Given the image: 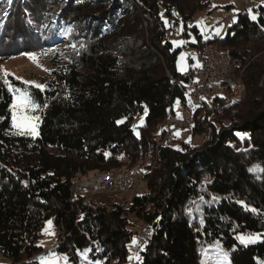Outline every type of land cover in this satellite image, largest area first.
<instances>
[{"label": "trees", "instance_id": "16d2710c", "mask_svg": "<svg viewBox=\"0 0 264 264\" xmlns=\"http://www.w3.org/2000/svg\"><path fill=\"white\" fill-rule=\"evenodd\" d=\"M210 1L0 0V63L63 45L50 76L39 79L43 90L7 78L39 105L36 138L11 126L13 97L0 77L1 257L38 264L51 220L60 233L55 255L75 264L90 249L89 261L126 263L132 228L142 221L151 234L130 264H197L213 243L230 264H264V7L242 11L212 40L192 27V46L202 52L210 44L240 64L234 76L243 99L223 95L194 109L192 123L177 131L188 127L198 146L177 140V131L159 142L163 120L187 104L193 76L178 72L167 30L188 28ZM137 115L143 124L133 127ZM139 162L146 187L126 207L71 194L81 175ZM248 234L262 239L237 241Z\"/></svg>", "mask_w": 264, "mask_h": 264}, {"label": "rangeland", "instance_id": "374dc122", "mask_svg": "<svg viewBox=\"0 0 264 264\" xmlns=\"http://www.w3.org/2000/svg\"><path fill=\"white\" fill-rule=\"evenodd\" d=\"M243 0H211L208 7L205 10H200L196 13L195 17L189 21L188 28L183 27L182 24H179L175 26L172 29L167 30L166 33V39L172 42V45L174 48L178 49V55L176 60V68L178 72L184 73L188 71L189 69H193L199 62V54L201 53V49H196L194 46H192L193 43L197 41L196 32L192 29L193 26H195L203 41L206 40H212L213 38H216L223 34V30L225 28V24L227 22V18L225 17V13L227 11V6H229V10L233 14V19H236V16L241 13L242 11L246 10L248 14L253 15V6L248 5L247 7H244L242 4ZM252 10L251 12L249 10ZM231 22L229 21L228 24ZM62 44L59 46H56L54 51L50 50L51 48H45V49H39V51L35 52H29V53H21L18 55H13L6 57L2 60L0 63V77L4 81L8 78V76H12L16 79H19L21 81H31L34 82V84H38L39 79L41 77H49L50 71L52 70V64L50 62L51 57L56 55V52H60V49L62 48ZM35 57V59H32L31 57ZM5 73H8L9 75L5 76ZM33 84V85H34ZM242 99H243V87H240ZM13 97V96H12ZM242 101V100H241ZM13 103V99H12ZM190 111L193 113L194 108L190 107ZM33 110H30L29 114L32 115ZM181 111L179 110V107L177 106L175 108V114L176 116H180ZM33 116V115H32ZM144 115H137L133 122V127H138L143 124ZM165 119L163 120V126H165ZM34 123L37 125L36 127V135H29L32 138H36L38 135V120L34 121ZM188 128V127H187ZM187 128L182 131L176 132V138L177 140H185L190 142L191 147L198 146L200 141L198 138H190V135L187 131ZM16 131L19 132V129L13 128ZM158 134V131H157ZM161 144L163 142L160 138L159 141ZM147 162L145 160L142 161ZM145 164V163H144ZM138 166L141 168L142 164L141 162L135 164L131 168ZM130 168V169H131ZM115 172V171H114ZM122 172V171H120ZM99 174V173H98ZM97 173L90 172L86 175H81L77 177L75 180L82 176H96ZM146 187L145 182L142 180L139 182L137 193L143 191ZM103 200L104 204L106 206H109L111 204L110 198L108 196H104L101 198ZM133 220V219H132ZM51 222V220H48L45 223V226L42 230V237L39 241V245L43 248V253L40 257H38V264H40V258H49L53 257L57 264H62L61 262H64L65 264H73V262L68 261V259H64L62 256L55 255L54 252L51 251V248H54V244L58 241L59 231L56 227L52 225V222L49 224L48 222ZM134 221V220H133ZM143 225L142 221H139L134 225L132 228L133 233L138 232ZM244 236L247 238H252L254 242H258L262 239V236L260 234H248V235H237L236 239L239 243H241L240 239L238 237ZM133 241V240H132ZM132 241L127 245V262L126 263H118L115 259L110 260L109 264H130L132 261H136L135 258L137 254L132 252V249L135 244L132 243ZM250 242V243H254ZM209 251L202 253L198 257L197 264H217L219 253L222 252L220 247L217 243H213L210 246H208ZM79 256L82 257L81 253H79ZM132 257V259H129V257ZM0 264H12L11 261L8 259H5L0 256ZM227 264H230L227 259Z\"/></svg>", "mask_w": 264, "mask_h": 264}, {"label": "built area", "instance_id": "2783aa9c", "mask_svg": "<svg viewBox=\"0 0 264 264\" xmlns=\"http://www.w3.org/2000/svg\"><path fill=\"white\" fill-rule=\"evenodd\" d=\"M244 7H264V0H243ZM228 24L233 19L230 10L225 13ZM240 68L230 53L205 44L199 54V62L192 69V79L184 86V94L187 97V104H180V116L170 115L165 118V131L163 142H172L175 139V132L183 126L192 123L194 114L190 107L203 108L213 98L219 96H231L233 100L240 102L242 94L240 78L234 76L235 69ZM142 181L140 167L135 166L128 171L114 172L105 171L96 176H82L75 180L71 186V194L75 196L88 197L94 201L101 200L108 196L111 201L126 207L133 197L138 194L137 188ZM151 229L143 223L138 232L133 233L137 243L132 252H138L141 244L150 236ZM58 241L54 244V247ZM32 261V259L30 260ZM75 264H88L89 260L80 256L74 257ZM65 264L64 262H61Z\"/></svg>", "mask_w": 264, "mask_h": 264}, {"label": "snow or ice", "instance_id": "6c2138e0", "mask_svg": "<svg viewBox=\"0 0 264 264\" xmlns=\"http://www.w3.org/2000/svg\"><path fill=\"white\" fill-rule=\"evenodd\" d=\"M8 3L11 4L12 0H8ZM252 11L251 9L249 10ZM253 19H256L255 16L252 17ZM167 24V21H165ZM32 59H35V57H31ZM9 75L8 73H5V76ZM26 84H34V82L31 81H24ZM4 84L8 86L9 92L13 96V103L11 104L10 111H11V126L13 128L19 129V132L17 134L24 135H36V127L37 125L34 123V121L38 120V117L32 116L29 114L30 110H35L39 107L34 101L31 99L29 93L26 90H22L20 88H14L7 79L4 80ZM36 88H39L43 90L44 85L42 84H34ZM122 121H118L120 123ZM239 135V134H238ZM252 211H256L255 209H252ZM51 223L50 221L48 222ZM240 239L241 243H250L254 242L252 238H245L244 236L238 237ZM133 244H136L137 241L135 238H133L132 241ZM90 251V249H85L83 253H81L82 257L84 259H87V254ZM137 260H139V256L137 255L135 257ZM66 260L67 257H64ZM129 259H132L130 256ZM228 259V253L227 252H220L217 260V264H227ZM40 264H57L56 260L53 257L49 258H40ZM88 264H100L99 261H89Z\"/></svg>", "mask_w": 264, "mask_h": 264}]
</instances>
